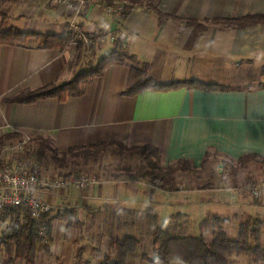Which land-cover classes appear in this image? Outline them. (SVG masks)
Here are the masks:
<instances>
[{"label": "crops", "instance_id": "0c3cea01", "mask_svg": "<svg viewBox=\"0 0 264 264\" xmlns=\"http://www.w3.org/2000/svg\"><path fill=\"white\" fill-rule=\"evenodd\" d=\"M38 2L0 0V31L14 27L21 32L60 35L67 30V18L60 6ZM86 2L76 19L78 26L85 35L105 36L107 41L82 49L77 59L74 44L63 50L40 49L35 39L23 45H0V138L14 134L39 137L48 140L60 153L69 148L109 142H119L127 148L152 146L159 150L162 168L186 160L195 171L201 172L212 160L220 168L221 161L234 164L246 155L264 157V23L242 28L223 23L264 15V0H141L169 17L163 20L144 6H134L119 17L116 10L124 2L116 1L111 6H105L102 0ZM186 20L202 24L203 29L187 25ZM117 40L127 57L125 63L107 67L100 76L87 80L79 96L63 103L53 98L30 104L6 101L21 92L66 83L110 53ZM87 62L92 63L86 65ZM132 67L146 70L159 83L196 80L228 89L145 90L124 96L122 92ZM16 139H4L3 148ZM112 156L107 152L101 154L97 164L101 158ZM138 161L136 157L119 159L118 164L126 163L125 168L102 172L100 179H93L94 183L85 191L60 192L57 198L42 191L37 195L56 207L66 201L71 205L74 219L81 224L101 214L122 216L117 224L105 221L92 225L97 230L106 226L110 232L130 230L114 238L125 234L141 238L135 235L141 230L136 218L143 216L158 221L156 225L168 221L169 232L175 237L188 236L193 230L192 223L170 225L169 220L176 215L188 220L193 206L203 210L204 216L198 223V235L203 238L207 232L204 222L207 214L222 218L215 225L217 228L213 226L210 230L211 238L219 229L225 232L229 215L238 219L251 217H244L241 206L230 213L215 214L210 200L196 196L234 192L210 185L211 181L219 182L221 174L214 178L199 174L195 178L180 172L178 181L183 185L175 192H162L148 183L144 169L135 174ZM195 181L205 185L191 186ZM162 194L165 199L158 197ZM244 198L238 204H248ZM250 203L258 209L257 218L264 220V196L256 202L251 199ZM165 209L166 219L161 215ZM241 222L238 220L234 227L238 229ZM46 250L50 255L35 257L33 264L75 263L72 240L49 238ZM136 255L130 256L127 264H148L140 259V253ZM4 259L0 258V264ZM11 264L24 263L14 260Z\"/></svg>", "mask_w": 264, "mask_h": 264}, {"label": "trees", "instance_id": "16d2710c", "mask_svg": "<svg viewBox=\"0 0 264 264\" xmlns=\"http://www.w3.org/2000/svg\"><path fill=\"white\" fill-rule=\"evenodd\" d=\"M105 6H111L114 2H124L122 5L123 16H125L134 6H144L148 11L154 13L160 20L169 18L162 15L153 6L146 5L141 0H102ZM2 17V15H0ZM187 25H193L198 30H202L200 23L186 20ZM223 23L233 25L237 28L253 26L264 23V15H250L240 19L227 20ZM35 39L39 41V48L46 50H63L71 45L74 40L73 34L65 30L60 35H40L30 32H21L14 27H9L0 31V45L14 46L23 45L27 40ZM91 45L88 48H92ZM78 53L85 49L81 45H75ZM127 59L121 52L120 42L117 40L114 49L100 57L94 64L76 73L66 83L60 85H46L33 91L21 92L8 99L9 103L30 104L45 98L56 99L63 103L66 99L77 97L82 92V84L87 80L98 77L102 72L112 65H122ZM180 88L200 89V90H219L224 91L228 88L204 84L196 80L174 81L170 83H159L149 76L146 70L130 68L128 83L122 92L124 96H134L145 90L154 92L174 91ZM18 135H8L0 138V152L3 149L4 139L17 138ZM35 144V149L29 151L28 155L33 156L34 163L29 165V170H36L37 164L45 155L46 151L51 150L48 140L36 137L31 140ZM111 153L119 159L136 157L144 165L143 176L148 178V183L162 191L175 192L178 189V175L180 172H193L195 167L186 160H178L166 168L160 166L159 150L152 146L130 147L127 148L119 142L101 143L96 145L69 148L61 153V158H51V161L60 168L66 164L77 169L79 163H90L96 165L99 156L103 153ZM248 161L256 162L264 166V157L257 155H246L237 160L236 163L243 164ZM79 172L70 171L64 174L61 179L69 176H76ZM68 211V210H67ZM66 213V212H65ZM68 214V224L73 221V225L78 229L81 223L73 218V211ZM46 215L42 216L39 223H36L24 207H13L0 211V225L7 222L5 230L0 234V249L4 254L3 264H11L14 260L22 261L24 264H33L36 249L43 242L38 235L39 228L44 227L45 237L49 236L50 227ZM173 218V217H172ZM171 220V219H170ZM174 220L179 221L177 215ZM217 219L214 218L216 222ZM186 221V220H184ZM170 222V221H169ZM206 221V218L204 220ZM262 222L259 218L248 217L238 225L237 236L230 239L225 232L218 230L214 233L209 242L201 236H171L169 226L164 224L157 225L151 236L152 254L142 253L140 259L148 264H171L180 262L182 264H230L233 257H249L253 263L264 262V246L261 244ZM110 247L114 252V257L104 255L98 264H127L128 258L134 255L140 244V240L133 235L110 239ZM74 264H88L82 261V251L77 248L75 252Z\"/></svg>", "mask_w": 264, "mask_h": 264}, {"label": "rangeland", "instance_id": "374dc122", "mask_svg": "<svg viewBox=\"0 0 264 264\" xmlns=\"http://www.w3.org/2000/svg\"><path fill=\"white\" fill-rule=\"evenodd\" d=\"M48 5H51V4H48ZM98 37L101 38V40L98 39L97 36L92 37L93 40H92L91 45L101 44V43L103 44L105 41H107L105 36L104 37L98 36ZM82 47L88 48L84 46ZM91 63L92 62H87L86 65H89ZM81 69H84V68L82 67ZM27 137H28V143L26 146H24L21 149H17L14 147L17 140H14L11 144H9L8 146H4L3 148L5 150L3 151L4 159L8 160L9 163L10 162L11 163H21L23 166L26 167V170L29 169V165L33 164L35 161L34 160L35 158L33 156L31 157L28 155L29 151H33L35 149V144L31 141L32 138H30L29 136ZM49 145H50L51 150L46 151L45 155L41 158V160L37 164V168H35L37 173L45 179L59 180L64 174H67L70 171H77L79 173L76 176H83L88 179L98 180L103 175L102 172H110L111 170L118 171L119 170L118 168H123V167L125 168L127 166L125 165L126 163L124 164V166L123 165L121 166V164H118L119 159L115 156H112V157L101 158L97 165H91L90 163H86V164L79 163V167L75 169L69 166L68 164H66L64 168H60L51 161V158L59 159L61 158L60 156L61 153L57 152L53 148V145H51V143H49ZM212 161L213 162H211L210 165L206 169L203 170V172L193 171L191 173L190 172H183V173L187 175L188 174L192 175L193 177L195 176V178H197L199 174L201 175L207 174L213 178L221 174L219 175L220 177L219 182L211 181L210 185H213V186L216 185L215 187H221V188H229L235 191L230 192V193L220 191L219 193L201 194V195H196V196H198V198H204V199L210 200L211 202L210 208L211 210H213V212H215V214L223 215L225 213H230V211L237 210L239 208L238 206H241L242 207L241 213L244 214V217L248 215V216L257 218L258 216L256 215L257 213L256 211L258 209H256L255 204L250 203L251 199L252 201H255V202L256 200L253 199L248 193L242 192V190H245V188H248L249 186H252V185H261L264 183V166L256 162H252V161H248L243 164H238V163L230 164V163L221 161V167L217 168L215 164L216 162H214V160ZM143 169H144V165L140 161H138L134 166L135 174L141 173ZM179 185H183V183L178 181V186ZM202 185H205V184L199 183L196 181L191 184V186H202ZM85 190H87V188L83 190H78V192H82ZM43 192L52 198H57L58 193H60V192H53V191H43ZM196 196H193V198H195ZM243 196L245 197L244 199L246 200L248 204L243 205L244 203L242 202L238 204V201H242ZM147 197H148V194L144 196V198H147ZM158 197L160 199L166 198V196L163 194ZM64 204H66V201H64L59 206L63 207ZM57 208L59 207L55 206L54 208H52L51 212L48 215H46V219L48 220L49 227H50V233L48 237H45V230H44L42 234L44 236H40L43 239V242L39 244V246L36 249V253H35L36 258L40 256L43 257L45 255H50V253L46 250V244L49 238H52V240H55V241L58 239H66V240L69 239L73 241L76 250L77 248H80V250L83 251L82 252L83 262L88 263V264H98L103 255L110 256L111 258L114 257V252L112 248L110 247V243H109L111 238H114L115 235L119 236L123 232L130 233V230L128 229H125L122 232H118V231L110 232L109 229H106L105 225H104L105 227H102L100 230H97L96 228L92 227L93 224L96 225V222L104 223L106 221L105 222L106 224L107 223L117 224L120 221V218H122V216H118V215L106 216L104 214L97 215L95 216L94 220L90 218L89 220L83 221L84 223L81 225V228L78 229L77 227L73 225V221H71L70 224H68V214L67 213H69L71 208H69L68 211H65L66 213L64 212L62 214H58ZM163 211L164 212H162L161 214L163 215L162 217H165V219L166 217L168 218L167 216L168 210L165 209ZM202 211L203 210L201 209V207L193 206L191 207L190 218L188 220L184 221L181 218L179 219L177 223L181 225L188 224L189 226L191 223L193 224V230H190L189 233L186 235L199 236L198 235L199 234L198 223L203 218L202 215L204 216ZM109 217L111 218L109 219ZM205 217L207 221L206 222L207 232H205L204 234L205 235L204 239L205 241L209 242L211 240L210 230H212L213 226L220 224L222 218L220 216L217 217L218 219L215 222L214 216L207 214L205 215ZM73 218H75L74 215H73ZM124 218L125 220L133 219V218H126V217ZM247 218L242 217L240 219L243 222ZM136 219H137L136 224L141 226V230L136 231L135 235H137V237L141 236V238H138L140 240V244L135 253L137 254L135 257H138L139 253L151 255L152 254L151 236H152L153 230L157 226L156 224L158 223V221L151 220V218H147L145 216H143L140 219L138 218ZM240 219H238L237 217L234 218V216L229 215L228 220H227L228 224L226 225V228L224 227V230L230 239L236 238L237 226L234 227V224H236V222H238V220ZM169 221H170L169 222L170 225L173 222H176L174 219L169 220ZM167 222L166 220L165 222H163L165 228H167ZM261 222L263 224L262 229H261V244L262 246H264V220H261ZM6 224L7 222H4L0 225V234L2 231L5 230ZM107 235H110V238H107L109 237ZM170 235L174 236L171 233ZM2 257L4 258V254L2 252V249H0V258ZM235 258L237 257H233L230 264H250L252 262L249 257L239 256V259H235Z\"/></svg>", "mask_w": 264, "mask_h": 264}, {"label": "built area", "instance_id": "2783aa9c", "mask_svg": "<svg viewBox=\"0 0 264 264\" xmlns=\"http://www.w3.org/2000/svg\"><path fill=\"white\" fill-rule=\"evenodd\" d=\"M44 4L60 6L66 15L67 29L73 34L74 45L88 47L92 44L93 38L84 34L78 26L76 19L82 9L87 5L86 0H37ZM119 17L123 16V9L119 7L117 10ZM101 40V38L97 37ZM114 41L113 38L110 39ZM97 41V40H95ZM15 148L21 149L28 143L26 135H18ZM3 151L0 152V211L13 208L24 207L28 210L29 216L39 223L42 216L49 214L55 206L42 199L37 192L53 191L68 192L70 190L78 191L87 188L93 184V179L83 176H69L65 179L53 180L41 177L36 170H26L21 163H9L3 158ZM242 192L248 193L253 199L258 200L264 196V183L261 185H252ZM58 214H62L71 208L70 204H64L63 207L58 206ZM44 227L39 228L38 235H42Z\"/></svg>", "mask_w": 264, "mask_h": 264}]
</instances>
